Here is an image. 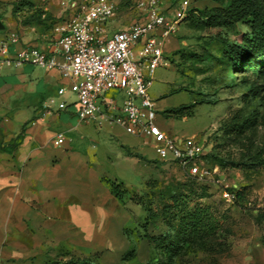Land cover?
<instances>
[{
  "label": "rangeland",
  "instance_id": "1",
  "mask_svg": "<svg viewBox=\"0 0 264 264\" xmlns=\"http://www.w3.org/2000/svg\"><path fill=\"white\" fill-rule=\"evenodd\" d=\"M26 1L0 0V21L10 30L41 11L53 21H63L72 1L84 2ZM108 1L116 6L114 15L127 18L124 25L141 19L136 0ZM181 1L162 0L163 11L176 18ZM188 1L184 17L165 44L168 63L154 70L148 95L155 103L157 124L169 135L200 140L205 150L202 161L215 172L205 181L193 179L175 162L160 159L150 140L134 136L116 124L98 128L91 122L78 121L83 138L75 134L74 144L90 154L107 155L110 162L105 164L106 177L116 178L135 190L139 201L149 204L150 211L158 217L145 221V206L133 205L134 220L127 224L132 241L127 240L121 249L93 251L67 246L48 250L50 256L26 257L18 256V250L13 248L9 253L7 244H3L0 264H44L51 261L47 257L59 262L70 256L98 264H164L150 237L165 231L163 221L177 213L175 206L167 214L162 213L164 206L171 205V195L186 191L192 193L186 200L188 208L197 202L207 204L217 225L212 233L181 246L172 264H264V65L256 68L255 62L244 59L240 66L233 67L225 57L227 45L241 44L247 26L212 25L209 16L220 3ZM109 25L116 29L117 20ZM105 96H114L118 103L122 99L116 89H110ZM121 143L138 153L139 161L127 164L118 160L125 151ZM235 192L241 196L238 204L233 195H224ZM132 245L134 254L128 259L122 257Z\"/></svg>",
  "mask_w": 264,
  "mask_h": 264
},
{
  "label": "crops",
  "instance_id": "2",
  "mask_svg": "<svg viewBox=\"0 0 264 264\" xmlns=\"http://www.w3.org/2000/svg\"><path fill=\"white\" fill-rule=\"evenodd\" d=\"M114 19L116 29L109 25ZM24 20L14 30L5 24L0 29V141L20 136L11 152L0 151V247L7 244L9 253L13 248L26 257L50 256L48 250L67 246L121 249L127 245L123 228L134 220L131 207L138 205L129 194L136 191L106 177V154H90L74 144L75 134L83 138L76 103L56 109L60 87L66 88L68 102L75 101L69 82L55 69L15 63L27 47L52 52L57 38V21L34 25ZM127 22L114 15L106 32ZM12 33L17 40L8 42ZM58 132L65 137L61 144L55 142ZM121 146L125 151L118 160L139 161L138 153Z\"/></svg>",
  "mask_w": 264,
  "mask_h": 264
},
{
  "label": "built area",
  "instance_id": "3",
  "mask_svg": "<svg viewBox=\"0 0 264 264\" xmlns=\"http://www.w3.org/2000/svg\"><path fill=\"white\" fill-rule=\"evenodd\" d=\"M136 5L141 19L108 34L105 23L116 11L112 2L72 1L69 15L54 26V50L27 47L15 63L26 61L46 70L55 69L69 82L68 91L75 101L68 102L66 88L60 87L57 93L62 99L56 104L57 110L76 103L78 121L91 122L98 128L119 125L134 136L150 140L160 159L175 162L188 175L206 179L215 171L202 161V142L195 136L167 134L157 124L155 103L148 95L154 70L168 63L165 44L184 17L189 1H181L176 18L163 11L162 0H136ZM16 40L14 33L7 37L8 42ZM110 89L122 93L120 103L114 96H105ZM64 139L62 132L55 136L57 144Z\"/></svg>",
  "mask_w": 264,
  "mask_h": 264
},
{
  "label": "trees",
  "instance_id": "4",
  "mask_svg": "<svg viewBox=\"0 0 264 264\" xmlns=\"http://www.w3.org/2000/svg\"><path fill=\"white\" fill-rule=\"evenodd\" d=\"M220 4L213 9V13L209 16V23L218 25L221 27H233L240 23L247 26V30L243 33L242 43H236L227 45L225 51V57L229 59L233 67H238L242 64L244 59L250 62H255L254 67L259 68L264 65V0H216ZM23 3V2H21ZM24 3H30L26 1ZM44 15V16H43ZM1 18V17H0ZM30 24H50L53 22L52 17L45 11H41L37 14H31L24 20ZM19 135L14 140L9 142L0 141V151L7 150L11 152L18 144ZM191 178L205 181L204 179H198L195 176L189 175ZM117 187L119 185H116ZM181 194V195H180ZM191 192H183L178 195H171V205L164 206V214L168 213L171 206L178 208L177 213L174 216H168L164 225L166 230L159 234L152 235L151 241L154 246L159 250L161 260L164 264H172L175 254L179 252L181 246L190 242L191 239L202 236L204 234H210L217 225V220L211 216L207 211V204L195 203L192 208H188L187 199L191 195ZM233 195L234 202L236 204L241 200L239 192H235ZM140 196H135V192L129 194V198L140 206H145L146 214L144 220L154 219L158 217L154 211H150L149 204H144L139 201ZM183 198L184 200H180ZM186 201V202H185ZM164 217V216H163ZM176 219V220H175ZM123 234L125 238L131 243V230L126 225L123 228ZM134 246L123 254L122 257L128 259L134 254ZM51 261H47L44 264H98L90 259H78L71 256L65 261L54 262L53 257ZM143 264V263H140ZM157 264H162L160 261Z\"/></svg>",
  "mask_w": 264,
  "mask_h": 264
},
{
  "label": "water",
  "instance_id": "5",
  "mask_svg": "<svg viewBox=\"0 0 264 264\" xmlns=\"http://www.w3.org/2000/svg\"><path fill=\"white\" fill-rule=\"evenodd\" d=\"M4 24L0 21V29H3Z\"/></svg>",
  "mask_w": 264,
  "mask_h": 264
}]
</instances>
